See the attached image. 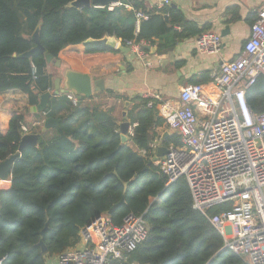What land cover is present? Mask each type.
Wrapping results in <instances>:
<instances>
[{
	"label": "trees",
	"instance_id": "obj_1",
	"mask_svg": "<svg viewBox=\"0 0 264 264\" xmlns=\"http://www.w3.org/2000/svg\"><path fill=\"white\" fill-rule=\"evenodd\" d=\"M74 1L0 0V94L18 90L31 106L37 105L52 88L48 54L87 74L96 65L126 59L119 48L97 43L105 37L116 38L120 47H127V41L146 42L157 46L161 55L173 50L177 41L207 32L171 6L148 11L142 1L124 0L110 11L108 6L72 8ZM137 12L146 15L139 33ZM36 31L45 52L23 58L36 46ZM246 98L253 113L264 114V76L246 89ZM125 100L132 105L128 119L137 124L125 145L114 107L104 110L102 105L74 107L57 128L31 131L40 135L38 146L26 148L15 160L11 187L0 191V264H46L76 248L82 230L123 197L125 203L113 211L112 221L122 225L129 215L144 216L150 231L119 264H249L243 256L223 250L222 236L193 209L186 179L166 186L160 169L139 153L149 150L165 127L159 104L141 96ZM49 112L48 117L53 115ZM38 117L40 122L46 119ZM23 124L25 117L16 115L6 135L0 130V163L19 152ZM171 143L181 147L176 135L168 139L167 145ZM221 212L220 207L212 210Z\"/></svg>",
	"mask_w": 264,
	"mask_h": 264
},
{
	"label": "built area",
	"instance_id": "obj_2",
	"mask_svg": "<svg viewBox=\"0 0 264 264\" xmlns=\"http://www.w3.org/2000/svg\"><path fill=\"white\" fill-rule=\"evenodd\" d=\"M169 4L162 0L159 9ZM119 6L122 2L108 5L110 11ZM136 17L139 33L146 15L137 12ZM126 45L151 67L146 42L127 41ZM222 45V37L214 32L196 39L200 54L219 53ZM260 76H264V7L242 54L224 62L215 74L214 91L188 84L180 91L179 106L162 111L167 131L179 137L181 147L167 145V154L156 161L159 139L152 141L149 150L140 151L166 177V186L186 179L193 209L222 236L223 250L243 256L249 264H264V114L253 113L246 98V89ZM68 97L78 105L74 94ZM136 126L130 127V137ZM22 132L30 133L24 125ZM217 207L222 212L213 214ZM149 231L144 216L129 215L116 225L108 214L100 215L82 230L80 245L58 256L57 264H119L146 241Z\"/></svg>",
	"mask_w": 264,
	"mask_h": 264
},
{
	"label": "crops",
	"instance_id": "obj_3",
	"mask_svg": "<svg viewBox=\"0 0 264 264\" xmlns=\"http://www.w3.org/2000/svg\"><path fill=\"white\" fill-rule=\"evenodd\" d=\"M139 1L144 2L146 9L151 11L160 10L159 3L162 0ZM169 1L170 4L165 7L177 8L183 12L188 21L196 23L200 29L206 27L207 32L219 34L222 37V49L216 54H200L196 49L198 36H194L177 41L173 50L165 54H158L157 46L153 47L157 50H145L150 55L151 67H147L132 52L131 54H126V59L123 63L101 64L92 67L87 74L96 83L104 82V90L94 91L93 98L84 99L82 106L102 105L104 110L114 107L113 116L117 120L119 128L125 122H129L130 127L135 125L128 119V113L132 105L130 101L125 100L126 98L133 99L138 96L148 98L149 96V99L152 98V101L159 104V115L165 120L162 111L166 108L172 109L179 106L180 91L186 85L202 84L207 93L213 92L215 74L219 72L224 62L237 59L242 54L258 13L264 7V0ZM227 28H229L228 31H226ZM178 29L181 31L180 28ZM147 44V46L152 47L149 43ZM67 69L70 68L64 63H62L60 68L54 64H49L48 71L53 75V80L52 88L48 92L52 96L45 113L33 111V107L38 106L40 100L37 105L31 106L28 96L18 90L0 94L1 133L3 135L7 134L10 128V121L16 115L25 117V124L23 125L28 127L29 134H32L31 131L34 128H41L43 132L50 130L44 128V122L41 126H35L40 122L38 115H43L47 119L49 118V111L53 110L51 118L61 122L62 118L67 117L73 108L77 107L68 97V95L73 93H55V80H62L60 88L63 89V74ZM110 92L119 94L122 98H112L109 95ZM154 96H159L160 100L154 99ZM63 99H65V102L60 104ZM127 103L129 104L127 105ZM159 132L160 135L154 139H159L160 143L161 137L168 132L166 125ZM169 135L170 138L172 135L170 133ZM127 137L129 143L132 137L129 134ZM10 187L11 181L0 180V191L8 190Z\"/></svg>",
	"mask_w": 264,
	"mask_h": 264
},
{
	"label": "water",
	"instance_id": "obj_4",
	"mask_svg": "<svg viewBox=\"0 0 264 264\" xmlns=\"http://www.w3.org/2000/svg\"><path fill=\"white\" fill-rule=\"evenodd\" d=\"M120 1L124 0H75L70 4V7L81 9V8H89L92 6L100 7V6H108L113 3H118ZM229 28H227L226 31H228ZM33 41L35 42L36 46L29 52L22 55L23 58H31L32 55L35 52H45V49L41 45L40 37H39V31H36L34 35L32 36ZM98 44L109 46L111 48L117 49L119 48L122 52L126 54H131V51L129 48L126 47H120L119 41L116 38H109L105 37L104 39L97 41ZM145 50L151 51V50H157L156 48L145 46ZM47 62L49 64H54L56 67L60 68L62 66L61 61H55L53 56L48 54L46 56ZM64 88L61 89V79L55 80V93L56 94H70L73 93L78 100V105L76 110H79L82 102L84 99H92L94 96V91L98 92L100 90H104V82L96 83L89 74L80 73L77 71H74L72 69H67L64 74ZM52 94L50 92L42 95L40 97V103L38 106L33 107V111L37 113H45L48 109L49 100L51 98ZM129 103H127L128 105ZM60 123V120H56L54 118H47L44 121V128L45 129H52L58 127ZM130 129V123L125 122L122 125H120L121 130V139H122V145H125L128 143L129 139L127 137ZM169 133L166 132L160 140V148L158 150V156L154 158V161H156L159 157H163L167 154L168 150L166 147L167 139L169 138ZM39 134H28L24 135L22 137L19 152L5 161L0 163V180L2 181H10L11 179V172L14 165L15 160L20 157V155L23 153V151L26 148H36L39 144ZM153 161H149V165H151ZM149 166L146 168L148 170ZM125 203V197L121 200V202L113 207V209L108 213L110 216L112 215L113 211L120 205ZM48 229V224L45 227V230L42 232L44 234L46 230ZM40 246L42 248V253H46L47 249L44 245V242H40Z\"/></svg>",
	"mask_w": 264,
	"mask_h": 264
},
{
	"label": "rangeland",
	"instance_id": "obj_5",
	"mask_svg": "<svg viewBox=\"0 0 264 264\" xmlns=\"http://www.w3.org/2000/svg\"><path fill=\"white\" fill-rule=\"evenodd\" d=\"M51 70H53V68H51ZM46 264H57V257L49 258Z\"/></svg>",
	"mask_w": 264,
	"mask_h": 264
}]
</instances>
